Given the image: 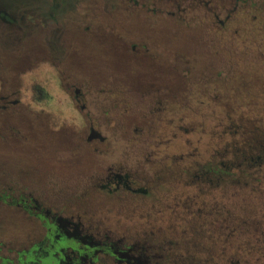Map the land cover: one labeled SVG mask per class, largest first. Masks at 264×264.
Returning a JSON list of instances; mask_svg holds the SVG:
<instances>
[{
  "label": "flooded vegetation",
  "instance_id": "1",
  "mask_svg": "<svg viewBox=\"0 0 264 264\" xmlns=\"http://www.w3.org/2000/svg\"><path fill=\"white\" fill-rule=\"evenodd\" d=\"M99 2L129 15L119 13L112 32H92L85 19L75 37L73 14L88 18ZM168 6L35 0L25 9L35 43L18 52L33 56L32 95L0 64V142L26 149L0 147V213L25 221L0 235V264H264V202L248 201L264 194V131L246 124L261 114L246 105L259 102L235 100L236 89L228 94L212 79L187 81L182 59L170 66ZM200 6L220 27L232 13L219 19L220 0H179L177 10ZM131 16L151 31H136L123 19ZM107 45L122 67L100 57ZM87 60L103 62L97 74L84 69ZM212 102L221 125L212 159L190 143L175 156L163 135L212 131L192 106L208 104L212 119Z\"/></svg>",
  "mask_w": 264,
  "mask_h": 264
},
{
  "label": "rangeland",
  "instance_id": "2",
  "mask_svg": "<svg viewBox=\"0 0 264 264\" xmlns=\"http://www.w3.org/2000/svg\"><path fill=\"white\" fill-rule=\"evenodd\" d=\"M57 1L67 2L69 0ZM178 1L179 0H169L168 6L169 15L167 31L169 36L170 66H173L172 64L182 59L183 64L189 66L192 70L191 73L185 72V79L187 81H195V84H197L199 81L212 79V85L217 82L218 86L224 91H227V93L232 89H236V95L231 93L232 98L236 97L235 100H253L259 102L253 104L258 107L259 104L262 103L261 101L264 102V94H260V92L262 93L261 90L264 89V79L257 77L259 72L253 77H250L248 74L249 70L242 63L246 62L248 58L250 59L254 52H261L257 49L258 47L256 48L254 43L252 44L250 41L246 43L244 40H246L248 36L256 34L263 37L264 41V0H245L243 6H238V8H233L235 0H220L222 6L216 7L219 13V19L224 20L226 14L232 11L230 19L226 22L225 27H220L221 25L216 18L212 17L211 20L208 19V8L205 6H200L194 13L191 12L187 15H183L177 10ZM33 2H35V0H0V9L2 7L6 9V6H8V13L0 11V64L3 63L7 66L8 71L5 77L9 82H19L18 84L22 86L23 93L26 96L32 95L30 86L34 81L33 56L21 54L22 52L18 51H20V49H28L32 53L34 48L35 41L33 35H31L33 33L31 29L33 20L31 15L25 10L30 8L28 10L33 12ZM98 6V8L92 9L94 12L91 13L88 18L83 17L82 19H77L75 18L76 14H73L71 31L75 37H77L78 34L79 37L80 34L85 31L86 20L90 23V31L92 32H112L114 30V23L119 17V13L124 16L129 15L127 11L115 8L113 5L109 6L107 3L103 6V4L101 5V2H99ZM49 10V8H45L44 14L50 15ZM73 11H75V8ZM123 19L128 25H132L136 31H151L149 24H144L135 17H123ZM251 19L254 21L255 25L250 24ZM211 25L212 29L210 27ZM254 28L257 30L252 32L251 30ZM25 31L27 33L21 36V41H18V37ZM235 31L238 32L236 33ZM233 37L238 39L236 42L239 45L234 42L232 43L231 40ZM110 49V46L107 45V49L100 57L104 58L106 61L105 63L109 65L116 63L122 67V61L118 60L115 54V58L114 55L108 54ZM262 53V55L259 54V56H256L261 59L263 61L262 64H264V52ZM178 54L182 55L183 58H178L180 57ZM84 63V69L89 70L88 72L90 74H97V72H95L97 71V66L95 64L103 62L94 63V61L87 60ZM19 69L27 71L22 72L19 71ZM223 69L224 71L219 72V70ZM244 69L247 72H243ZM219 73L220 75L218 76ZM244 77H246L247 80H244ZM170 79H175V77ZM198 90L201 89L199 88ZM232 92L234 93V90H232ZM253 94L258 95L253 96ZM192 106L196 112L193 119L198 123L203 122L207 130L212 125V131H191L189 134L178 131L176 135H173L171 131L164 134L163 138H168L167 141H169V144L175 146L173 149L175 156H178L180 153V150L176 148L177 145L181 143H190L192 147L195 145L199 147L201 159L206 160L209 159L210 156L212 159L211 146H215L213 141L219 130H221V125H219L218 121L220 118L214 115V102H212V119L208 114V104L202 105L200 103L199 106L197 104H192ZM205 108L207 115L204 118L202 112ZM13 115V119L17 117L15 113ZM0 118L4 119L5 114H0ZM259 123H263V121ZM153 137L156 138L157 136L153 134ZM5 143L0 142V147L5 153L8 149L12 150L11 152L13 154H19L17 150H26L23 146L21 149V146L15 143ZM27 152H25L24 155L27 154ZM259 200L264 202V194L263 196L254 195L248 199L254 206ZM24 221L25 220L21 216L0 213V235H6L7 232L13 229L14 225L17 228H21L20 226L23 225Z\"/></svg>",
  "mask_w": 264,
  "mask_h": 264
},
{
  "label": "trees",
  "instance_id": "3",
  "mask_svg": "<svg viewBox=\"0 0 264 264\" xmlns=\"http://www.w3.org/2000/svg\"><path fill=\"white\" fill-rule=\"evenodd\" d=\"M250 24L251 25H255L254 24V21L252 19L250 20ZM256 30L257 29L254 28L251 31L254 32ZM235 32L237 33L238 31H235ZM234 39H235V37H233V41L232 42H234L237 45H239L236 42L238 39H236V40H234ZM249 41L252 44L254 43L255 46H256V48L258 47L257 49L260 50L261 52H254L253 53V56H251L250 59L248 58L246 60V62H244L242 64L245 65L246 67H248V69L251 71L250 77H253L254 75H256L257 72H259L260 78H263L264 79V64H262L263 61L257 57V56H259V54L262 55L263 54L262 52H264V41H263V37H260V36H258L256 34H252V36L250 35V36H248V38L246 40H244V42H246V43H248ZM250 47H252V46H250ZM237 65H239V64H237ZM262 94H264V89H263ZM246 106H248V107H251V106L252 107H255L252 104H247ZM257 108L259 110L258 112L261 113V114H259V117H256V116H258L256 113L253 114V115L249 114L248 115V119H247L248 121L246 122V124L248 123V126L249 127H252L253 125L258 124L260 126V128L264 131V120H263L264 119V102L263 103H260ZM253 111H254V109H253ZM260 121H263V123H259Z\"/></svg>",
  "mask_w": 264,
  "mask_h": 264
}]
</instances>
